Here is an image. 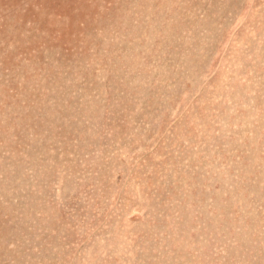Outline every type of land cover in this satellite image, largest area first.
<instances>
[{
  "label": "rangeland",
  "instance_id": "374dc122",
  "mask_svg": "<svg viewBox=\"0 0 264 264\" xmlns=\"http://www.w3.org/2000/svg\"><path fill=\"white\" fill-rule=\"evenodd\" d=\"M0 264H264V0H0Z\"/></svg>",
  "mask_w": 264,
  "mask_h": 264
}]
</instances>
